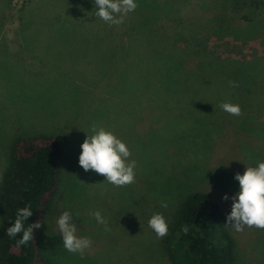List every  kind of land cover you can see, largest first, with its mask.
Instances as JSON below:
<instances>
[{"label": "rangeland", "instance_id": "374dc122", "mask_svg": "<svg viewBox=\"0 0 264 264\" xmlns=\"http://www.w3.org/2000/svg\"><path fill=\"white\" fill-rule=\"evenodd\" d=\"M46 1L50 0H0V176L7 163L11 143L17 137L65 135L61 186L41 236L46 257L53 264H169L162 239L155 235L153 239L145 238L153 231L150 227L143 225L132 229V234H136L141 228L144 238L128 239L120 235V228L125 230L128 214L122 217L125 221L121 220L117 225V232L115 224L112 231L108 216L128 211L130 200L127 193L131 191L134 198L141 199L138 212L143 220L148 222L154 214L161 213L169 224L183 197L199 191L216 200L227 217L232 210V197L239 191L235 174H243L247 166L255 167L264 161V110L260 111L257 119L242 125L236 123L240 118L236 119L237 116L229 113L212 124L216 110L211 108L185 123L172 112L185 113L184 100L169 96L166 104L154 102L147 105L142 118L136 108L132 109L135 115H130V91L134 92L139 86L136 84L140 81L136 69L141 67V61L140 65L132 64V71L136 74L133 75L136 83H132L128 58L126 61L112 59L115 50H110L109 60L104 59V64H101V60L95 57L88 62V56L81 52L76 54L72 51L68 55L67 49L62 53L57 46L47 48L53 41L47 36L49 28L46 25L51 22L48 10L53 6H44L49 5ZM165 1L167 5L171 3V0ZM208 1L213 3V0ZM74 2L76 25L72 28L76 31L84 23L92 26L91 31L86 30L76 36L103 33L105 28L112 37L121 36L120 31L127 27L123 23L109 26L97 18L94 14L98 9L93 5L94 1ZM64 8L63 3L61 12H57L59 16H64ZM167 11L162 22L169 23L164 26L161 23L163 27L171 24L170 17L174 16L172 10L168 8ZM130 17L128 14L124 20ZM64 24L62 36L68 38L72 32L67 22ZM125 39L126 51L141 54L144 42L139 32L132 29L126 33ZM66 40L62 39L57 44L62 41L68 46L70 41ZM86 43L88 46L89 41ZM210 44L221 55L247 59L251 63L264 59V48L256 40L243 44L231 38L212 39ZM101 66L108 71H102ZM238 73L248 84L260 87L264 82H252L257 74L258 78H264V67H257L256 62L243 65ZM132 98L141 99V91ZM142 98H146L143 93ZM251 122H254V127ZM93 124L112 131L126 142L132 153L130 160L137 162L134 183L116 187L109 184L105 176L92 170L86 172L79 165L81 145L88 133L92 134ZM162 125L167 126L171 137L161 135L159 131L162 128H157ZM174 125L178 126L175 130ZM209 128H212L210 133ZM162 133L169 135L166 131ZM152 141L151 146H142V143ZM141 147L147 150H141ZM141 152L150 158L141 161ZM177 162H181L179 166L197 163L205 175L180 178ZM146 165L153 173L144 171ZM225 194L229 197L227 200L223 199ZM163 202H167V208L161 206ZM66 210L72 212L77 235L92 240L91 248L83 256L63 247L56 221ZM97 210L109 223L110 230L105 231V226L98 224L90 214ZM2 228L0 217V234ZM228 228L236 241V264H264V230L245 226L243 232H236L232 227Z\"/></svg>", "mask_w": 264, "mask_h": 264}, {"label": "trees", "instance_id": "16d2710c", "mask_svg": "<svg viewBox=\"0 0 264 264\" xmlns=\"http://www.w3.org/2000/svg\"><path fill=\"white\" fill-rule=\"evenodd\" d=\"M86 1L93 3L94 0ZM73 2L74 0L46 1L49 5L44 6H53L51 10L43 7L51 12L48 18L52 16L51 22L48 21L46 25L49 28L47 36L53 41L48 43L47 48L57 46L62 53L67 49L68 55L72 51H76V54L81 52L83 56H88V62L95 57L101 60V64H104V59L109 60L110 50H115L112 59L126 61L128 58L132 83H136L132 64H139L141 61V67L136 69L140 78L136 84L139 86L134 92L130 91V115H135L132 109L136 108L142 118L147 105L151 106L154 102L166 104V100H170L169 96L184 100V108L187 107L185 113L172 112L182 119L179 121L185 123L211 108L216 110V119L212 123L215 124L218 122L217 118L222 119L227 114L221 108V104L225 102L241 106L242 116L236 117L240 118L236 120L238 125L257 119L260 111L264 110V78L256 75L252 82H263L257 87L248 84L238 73L243 65L254 62L257 67H264V59H256L251 63L247 59L221 55L210 44L212 39L231 38L243 44L256 40L264 48V0H213L212 4L208 0H171L169 5L165 0H136L138 7L129 13L131 17L128 20H124L123 25L127 27L120 31L121 36L115 35L117 40L107 28L103 29V33L76 36L77 33L91 31L92 26L84 23L76 31L72 28L76 25ZM63 3L64 16H59L57 12H61ZM168 8L173 11L174 16L170 17L172 23L163 27L169 23L167 21L163 24ZM65 22L72 32L68 38L62 36ZM132 29L141 34V41L144 42L141 54L124 49L127 43L126 33ZM62 39L70 41L69 45L62 41L58 45L57 42ZM84 40L89 41L88 46ZM101 70L108 71V68L101 66ZM139 91L141 99L132 98ZM142 93L146 96L145 99L142 98ZM251 124L254 127V122ZM166 127L162 125L157 129L162 128L158 131L168 138L172 134L167 132ZM177 127L174 125V130ZM211 127L215 128L213 125ZM261 127L262 125L259 128ZM211 130L209 128V133ZM164 131L169 135L163 134ZM65 137L58 134L20 136L11 143L8 160L0 176V217L3 223L0 264H53L44 253L41 236L61 186ZM154 141L144 142L142 146L149 147ZM146 147H141V150H147ZM148 158V154L141 152V161ZM180 163L176 164L180 178L192 179L205 175L197 163L179 166ZM147 166L146 170L143 168L144 171L153 173ZM133 194L131 191L127 193L130 200L128 211L109 215L108 219L112 231L115 224L117 232V225L121 220L125 221L122 217L128 214L125 230L121 227L120 235L134 240L144 236L141 228L136 234H132V229L149 225L138 212L141 209V199L134 198ZM28 205H31L33 215L25 222L26 226L40 221L41 227L33 230L32 241L18 247L17 240L22 234L9 237L7 228L14 224L17 210ZM226 222L227 217L221 205L209 195L199 191L185 195L169 223L168 234L161 240L169 264H236V241L228 226H225ZM184 225L189 226L187 233L182 230ZM154 235L156 236L150 231L145 238L153 239Z\"/></svg>", "mask_w": 264, "mask_h": 264}, {"label": "clouds", "instance_id": "9594fccd", "mask_svg": "<svg viewBox=\"0 0 264 264\" xmlns=\"http://www.w3.org/2000/svg\"><path fill=\"white\" fill-rule=\"evenodd\" d=\"M95 16L109 26L120 25L130 12L138 7L136 0H94ZM235 86V84L233 85ZM221 108L234 116L242 115L239 104L225 102ZM92 134L81 145L82 152L79 156V165L87 172L92 170L106 177V181L116 187H125L135 182L136 161L130 160L132 155L130 148L121 138L104 127L93 124ZM239 181V191L232 197L233 204L230 214L227 216L225 226L232 227L236 232H243L245 226L264 230V161L258 166H247L243 174L239 172L234 177ZM229 197L224 195L223 199ZM162 207L167 208V202ZM98 224L108 228V222L100 211L90 213ZM33 215L31 205L19 208L14 224L7 228L9 237L21 238L17 240V246L26 245L33 240V230L41 227V222L25 224ZM58 229L63 238V247L71 253H79L82 256L92 246V240L88 237L77 235V225L73 221L71 211H64L56 221ZM149 227L155 232L157 238H164L169 231V224L161 213L154 214L148 221ZM185 233L189 226L184 225Z\"/></svg>", "mask_w": 264, "mask_h": 264}]
</instances>
